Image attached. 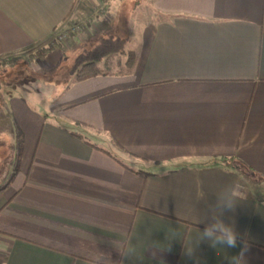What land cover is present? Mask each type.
<instances>
[{"label":"crops","instance_id":"obj_1","mask_svg":"<svg viewBox=\"0 0 264 264\" xmlns=\"http://www.w3.org/2000/svg\"><path fill=\"white\" fill-rule=\"evenodd\" d=\"M121 1L0 0V68L35 46L48 68L47 48L100 35ZM131 19L130 65L68 76L47 113L7 109L20 166L0 191V264H264V198L237 188L245 165L264 176V0H145ZM212 215L235 247L198 242Z\"/></svg>","mask_w":264,"mask_h":264},{"label":"rangeland","instance_id":"obj_2","mask_svg":"<svg viewBox=\"0 0 264 264\" xmlns=\"http://www.w3.org/2000/svg\"><path fill=\"white\" fill-rule=\"evenodd\" d=\"M139 1L145 3V0L121 1L118 13L110 20L109 28L105 27L104 29H108L100 35L93 36L90 40L72 47H67V49L61 43L59 46H54L57 49L58 62L53 65L48 62V68H36L37 65L33 61L34 56H32V53L39 50L38 46L23 52V58L26 59L27 63L18 61L8 69L0 68V185L6 183L14 172L13 168L17 162L18 149L12 136V120L13 123H16L20 119L29 118L31 113H38L39 111L47 113V108L52 103L51 92L58 87V84L63 83L68 78L77 55L86 47H89L91 42H99L100 36L127 35L135 5ZM109 13V16L112 17L114 9L111 8ZM108 20L109 18L105 22L103 21L100 27L107 26ZM61 40L63 41V39ZM41 50L43 49L39 51ZM41 64L46 65L44 62ZM24 104L29 112L25 111ZM7 109L11 110L14 115L11 121H9ZM247 184L246 186L240 182L237 188L246 191L248 194L259 195L264 198V185H256L249 180H247Z\"/></svg>","mask_w":264,"mask_h":264},{"label":"trees","instance_id":"obj_3","mask_svg":"<svg viewBox=\"0 0 264 264\" xmlns=\"http://www.w3.org/2000/svg\"><path fill=\"white\" fill-rule=\"evenodd\" d=\"M128 37H121L111 35L108 37L100 36V41L95 43L91 42L89 47H86L82 50L77 57L75 58L69 76L74 78V80H85L102 73V69L99 64L104 62L105 68H107V63L109 58L115 55L128 54L127 63H131L133 60V55L126 50V45L128 43ZM59 42L54 46H59ZM54 46L47 48L45 51H50ZM45 51L42 53L44 54ZM6 63H1L0 66H4ZM19 159V155H18ZM227 159V158H226ZM20 160V159H19ZM234 162V158H228L226 160V164L228 166H232ZM238 163V162H237ZM20 164L18 163L14 172L19 168ZM245 168V173L247 177L254 183L264 185V176L255 172L248 166H243ZM13 178L9 179L10 181ZM7 182V184L0 185V191L5 190L11 182Z\"/></svg>","mask_w":264,"mask_h":264},{"label":"clouds","instance_id":"obj_4","mask_svg":"<svg viewBox=\"0 0 264 264\" xmlns=\"http://www.w3.org/2000/svg\"><path fill=\"white\" fill-rule=\"evenodd\" d=\"M215 203L216 207L219 209V212L223 211L225 208H233L235 201L232 196L231 189L226 188L221 193H219ZM205 239L208 240L214 247L216 245L235 247L237 243V236L234 228L225 224L221 219H219L218 215L211 216V221L206 223L204 230L201 231L198 242ZM114 244L123 256L132 257L134 255V249L127 248L122 250L115 241ZM187 251L188 254L191 255L193 248Z\"/></svg>","mask_w":264,"mask_h":264}]
</instances>
